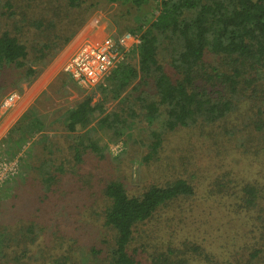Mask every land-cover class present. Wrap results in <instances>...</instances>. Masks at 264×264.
Instances as JSON below:
<instances>
[{
	"label": "rangeland",
	"instance_id": "obj_1",
	"mask_svg": "<svg viewBox=\"0 0 264 264\" xmlns=\"http://www.w3.org/2000/svg\"><path fill=\"white\" fill-rule=\"evenodd\" d=\"M160 1L151 0L142 8L86 1L81 9L75 10L67 6L66 0H17L13 16L8 14L5 1L0 2V33L16 26L25 32L30 26L22 23L24 18L34 20L58 10L60 14L48 32L50 36H62L56 50L63 47L65 39L72 37L30 85L21 80L16 69L4 71L0 80L5 88L0 104L10 94L19 97L13 107L0 113V162L6 165L5 181L0 189V221L2 218L13 220L12 227L33 223L42 230V236L32 247L34 253L42 250L50 256L73 254L83 264H92L93 249L99 257L105 256L113 232L104 226L103 191L113 179L124 181L131 195L179 178L195 186V198L163 208L137 229L131 249L138 250L145 264H155L156 258H165L169 253L173 261L180 256L191 264H207L198 262L201 258L191 251L194 246H203L212 255L213 264H224L234 257H244L245 253L240 256L242 251L264 232V90L261 88L255 92L253 100H256H252L255 106L250 105L247 120L237 122L231 118L223 123L235 133L233 137H224L222 130L203 134L194 130L178 131L164 141V151L146 163L151 143L149 128L156 127H150L147 121L132 120L125 129L127 136L114 142L111 134L96 125L97 113L95 122L82 134L105 148L104 158L88 153L78 168L80 178L68 176L64 184L56 185L53 193L48 194L28 171L35 157L52 155V143L62 149L76 137L65 132L66 111L86 96H93L95 101L100 99L97 89L83 90L64 73L70 49L85 39L100 42L108 36L115 38L148 26L159 13ZM127 63L136 66L137 58L132 57ZM117 104L118 101H108L106 112L115 109ZM29 109L42 127L27 141L24 138L19 144L7 141L8 131ZM29 125L35 126V121L29 120ZM89 130L92 133L88 136ZM11 182L13 188L4 191L5 185ZM248 184L260 190L259 209L263 214L260 221L251 220L254 225L247 227L250 214L241 212L234 200ZM45 193L49 196L46 200ZM9 198L11 203L2 206ZM12 206H15L12 214L6 215ZM251 215L258 219L256 212ZM251 230L255 234L248 235Z\"/></svg>",
	"mask_w": 264,
	"mask_h": 264
},
{
	"label": "trees",
	"instance_id": "obj_2",
	"mask_svg": "<svg viewBox=\"0 0 264 264\" xmlns=\"http://www.w3.org/2000/svg\"><path fill=\"white\" fill-rule=\"evenodd\" d=\"M1 1H5L8 14L13 16L17 0ZM86 1L132 4L135 8L148 6L151 2L66 0V3L69 8L78 10ZM159 5L158 15L148 26L131 32H139L141 36L136 66L123 64L106 87H97L98 101L93 96H86L67 110L65 132L76 137L62 149L52 143V155L33 159L28 171L47 194L53 193L56 185L64 184L68 176L79 179L78 168L84 164L88 153L104 158L105 148L82 134L95 122L97 113L96 125L111 134L114 142L127 136L125 131L132 120L147 121L150 127H156L149 128L151 143L146 163H151L164 151V141L170 134L183 130L200 134L222 130L224 137H233L235 133L223 123L231 118L241 122L249 117L250 105L256 100H253L255 92L258 88L264 90V0H161ZM59 14L60 11L51 10L48 16L34 20L26 17L22 23H29L30 27L25 32L16 26L0 33V80L4 71L16 69L21 80L30 85L54 60L57 51L70 43L72 37L65 39L63 47L56 50L62 36L48 34ZM4 90L1 82L0 99ZM113 100L118 101L116 108L106 112V103ZM33 116L32 109L25 112L8 131L7 141L19 144L21 138L30 139L33 132L42 127L39 119ZM32 119L35 126L29 125ZM91 133L89 130L88 136ZM13 186V182L6 184L4 191H10ZM46 193L44 200L49 198ZM195 196V186L183 178L164 185H152L136 195L128 192L124 181H108L103 191V219L113 237L105 256L99 257L95 249L91 251L92 264H145L138 250L131 249L139 226L151 221L163 208L178 201H190ZM236 197L234 205L241 212L250 214L247 227L254 225L251 220L260 221L263 214L259 209L260 190L248 184ZM8 203L11 198L2 206ZM14 208H8L5 214L11 215ZM253 212L258 219L252 218ZM12 225L13 220L2 218L0 221V264L39 261L45 264H83L73 254L50 256L42 250L34 253L32 247L43 231L33 223ZM253 232L255 234V230H251L248 235ZM11 249L14 251L9 252ZM191 251L201 258L198 262L213 264L212 255L203 246H194ZM242 252L240 256L245 253L244 257H234L233 261L224 264H264V232ZM167 256L156 258L154 263L191 264L186 258L179 256L173 261L171 253Z\"/></svg>",
	"mask_w": 264,
	"mask_h": 264
},
{
	"label": "built area",
	"instance_id": "obj_3",
	"mask_svg": "<svg viewBox=\"0 0 264 264\" xmlns=\"http://www.w3.org/2000/svg\"><path fill=\"white\" fill-rule=\"evenodd\" d=\"M141 42L139 33L108 36L100 42L86 41L67 59L63 71L80 88L86 91L106 87L114 72L136 56ZM19 97L10 94L0 104V113L13 107ZM6 165L0 162V189L5 181Z\"/></svg>",
	"mask_w": 264,
	"mask_h": 264
},
{
	"label": "crops",
	"instance_id": "obj_4",
	"mask_svg": "<svg viewBox=\"0 0 264 264\" xmlns=\"http://www.w3.org/2000/svg\"><path fill=\"white\" fill-rule=\"evenodd\" d=\"M86 41H92L91 39H85L82 43H80L75 49H70V54H69V56H68V58L74 53V51L80 46V45H82L84 42H86Z\"/></svg>",
	"mask_w": 264,
	"mask_h": 264
}]
</instances>
